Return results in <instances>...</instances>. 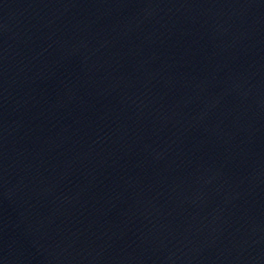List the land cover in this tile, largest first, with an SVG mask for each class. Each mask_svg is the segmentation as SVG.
I'll return each mask as SVG.
<instances>
[{
  "label": "water",
  "instance_id": "obj_1",
  "mask_svg": "<svg viewBox=\"0 0 264 264\" xmlns=\"http://www.w3.org/2000/svg\"><path fill=\"white\" fill-rule=\"evenodd\" d=\"M0 264H264V0H0Z\"/></svg>",
  "mask_w": 264,
  "mask_h": 264
}]
</instances>
